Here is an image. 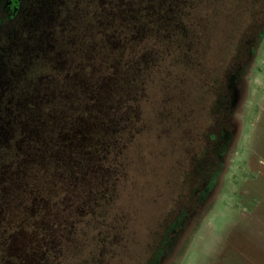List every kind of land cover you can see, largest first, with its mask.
<instances>
[{"label":"rangeland","instance_id":"obj_1","mask_svg":"<svg viewBox=\"0 0 264 264\" xmlns=\"http://www.w3.org/2000/svg\"><path fill=\"white\" fill-rule=\"evenodd\" d=\"M174 14L187 52L146 70ZM225 72L220 164L189 200ZM0 152V264H146L183 208L150 264H264V0L23 1L0 28Z\"/></svg>","mask_w":264,"mask_h":264},{"label":"trees","instance_id":"obj_2","mask_svg":"<svg viewBox=\"0 0 264 264\" xmlns=\"http://www.w3.org/2000/svg\"><path fill=\"white\" fill-rule=\"evenodd\" d=\"M160 15V14H159ZM159 17V16H157ZM14 18H10L9 16H1L0 15V28L5 27L7 23L13 22ZM168 23L164 24L166 25L164 28V34L163 39H159L160 42H162L161 48H157L160 50L154 49V54H152L148 61L147 66L145 67L146 70L150 67L151 70L156 67V62L160 60L161 62L167 58V55L170 52H175L176 55H174L175 58H179L180 56H183L187 52L186 44L184 43V40L187 38V29L182 27L181 22L178 20L177 16L174 14L172 15V18L164 19L165 22ZM163 21V20H162ZM161 22V18H159V21L157 19L156 26H159ZM155 26V28H156ZM254 30V29H253ZM252 30V32H253ZM178 32V33H176ZM251 32V33H252ZM251 33L249 36H251ZM241 36H244V31L241 32ZM258 31L256 30L255 33H252V37L249 39V41L244 40L242 37L239 41V43L235 47V52L232 55V57H237V53L240 52V49L243 45V42L246 43L248 41L249 50L253 47L254 43L257 40ZM178 37L175 41L174 38ZM183 41V44L181 43ZM176 44V45H175ZM183 46V49L179 51L180 46ZM251 47V48H250ZM184 58V57H183ZM178 63L181 64V68L188 69L189 71L193 68V61H190V63H182L181 61H178ZM37 64V63H36ZM195 66V65H194ZM35 66H29L28 69L25 71V76L27 75L26 80H31L36 78V74H38L39 70L37 68H34ZM38 67V66H36ZM227 73L225 72L222 74V79H215L213 81L207 82V86L210 89H213L214 95H213V101L210 108V122L211 125L214 126L213 129L208 128V130L204 133V145H201L199 151H196V153L191 154V167L189 169H185L182 172V181L181 186L186 188V194L184 197H188L189 200L194 198L198 199L199 194L204 189L205 185L210 182V179L214 177L215 171L219 167V155L220 150L223 145L224 137L228 131V127L226 124L230 121V112H229V83L226 82ZM230 76V75H228ZM218 80V81H217ZM225 118H228L226 120ZM17 132V131H16ZM19 132V131H18ZM7 153V152H5ZM0 155L2 153L0 152ZM12 156V155H11ZM184 208L179 210V214L175 217L173 222H170L168 225L163 226V230L160 233L157 241L154 240L153 246H151V254L147 258V263L150 264L153 257L157 255L159 251L162 250V246L165 244V241L167 240L170 228L175 224V222L179 221L185 214ZM101 264V263H96Z\"/></svg>","mask_w":264,"mask_h":264},{"label":"flooded vegetation","instance_id":"obj_3","mask_svg":"<svg viewBox=\"0 0 264 264\" xmlns=\"http://www.w3.org/2000/svg\"><path fill=\"white\" fill-rule=\"evenodd\" d=\"M23 1L25 0H0V15L15 18Z\"/></svg>","mask_w":264,"mask_h":264}]
</instances>
